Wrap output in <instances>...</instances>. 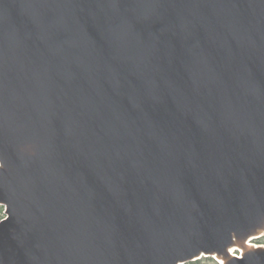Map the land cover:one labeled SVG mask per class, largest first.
Returning a JSON list of instances; mask_svg holds the SVG:
<instances>
[{
	"label": "water",
	"instance_id": "water-1",
	"mask_svg": "<svg viewBox=\"0 0 264 264\" xmlns=\"http://www.w3.org/2000/svg\"><path fill=\"white\" fill-rule=\"evenodd\" d=\"M0 205V264H264V0H0Z\"/></svg>",
	"mask_w": 264,
	"mask_h": 264
},
{
	"label": "trees",
	"instance_id": "trees-1",
	"mask_svg": "<svg viewBox=\"0 0 264 264\" xmlns=\"http://www.w3.org/2000/svg\"><path fill=\"white\" fill-rule=\"evenodd\" d=\"M4 206L0 205V220L5 217L4 213ZM259 243H264V236L259 238ZM186 264H219L217 260H215L213 257H203L202 259L196 260V261H190Z\"/></svg>",
	"mask_w": 264,
	"mask_h": 264
},
{
	"label": "rangeland",
	"instance_id": "rangeland-1",
	"mask_svg": "<svg viewBox=\"0 0 264 264\" xmlns=\"http://www.w3.org/2000/svg\"><path fill=\"white\" fill-rule=\"evenodd\" d=\"M257 240H259V238L252 240V243L257 244V245L264 244V243H259V241H257Z\"/></svg>",
	"mask_w": 264,
	"mask_h": 264
},
{
	"label": "bare ground",
	"instance_id": "bare-ground-1",
	"mask_svg": "<svg viewBox=\"0 0 264 264\" xmlns=\"http://www.w3.org/2000/svg\"><path fill=\"white\" fill-rule=\"evenodd\" d=\"M235 249H231V252L234 253Z\"/></svg>",
	"mask_w": 264,
	"mask_h": 264
}]
</instances>
